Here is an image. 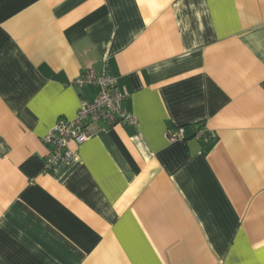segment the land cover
Here are the masks:
<instances>
[{"label": "crops", "instance_id": "1", "mask_svg": "<svg viewBox=\"0 0 264 264\" xmlns=\"http://www.w3.org/2000/svg\"><path fill=\"white\" fill-rule=\"evenodd\" d=\"M88 69L138 125L46 172ZM0 264H264V0H0Z\"/></svg>", "mask_w": 264, "mask_h": 264}, {"label": "built area", "instance_id": "2", "mask_svg": "<svg viewBox=\"0 0 264 264\" xmlns=\"http://www.w3.org/2000/svg\"><path fill=\"white\" fill-rule=\"evenodd\" d=\"M73 85L77 88L92 86L98 91L91 100L80 99L74 118L58 120L41 139L47 150L43 161L46 172L60 162L68 161L73 155L72 146H81L95 134L98 128L138 125L137 118L123 108L128 93L124 89H119L116 79L105 70L97 75L88 69L73 81ZM206 132L201 128L194 137L205 141L213 139V136H207ZM166 140L168 143L184 141L183 128L168 131Z\"/></svg>", "mask_w": 264, "mask_h": 264}]
</instances>
